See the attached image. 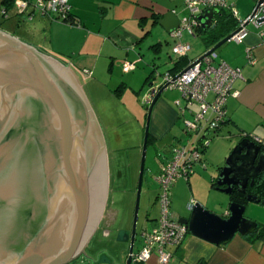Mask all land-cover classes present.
Here are the masks:
<instances>
[{"label": "water", "instance_id": "water-1", "mask_svg": "<svg viewBox=\"0 0 264 264\" xmlns=\"http://www.w3.org/2000/svg\"><path fill=\"white\" fill-rule=\"evenodd\" d=\"M262 1L258 0L252 15ZM217 13L218 9L207 8L198 16L204 30L214 26ZM257 21L264 22V8ZM156 23L171 34L181 18L168 11ZM236 31L197 60L216 51ZM165 89L167 84L155 93L146 113L125 264L132 263L150 116ZM259 141L252 136L240 138L218 169L216 190L227 195L236 191L245 194L246 202H259L256 195L247 193L264 174ZM96 188L100 193L91 216V190L95 193ZM107 193L104 137L76 77L58 60L0 27V264H69L94 233ZM245 208L243 203L229 201L222 216L196 202L178 221L193 236L225 245L236 234L257 232L259 224L244 215ZM156 224L151 223L152 228Z\"/></svg>", "mask_w": 264, "mask_h": 264}, {"label": "crops", "instance_id": "crops-1", "mask_svg": "<svg viewBox=\"0 0 264 264\" xmlns=\"http://www.w3.org/2000/svg\"><path fill=\"white\" fill-rule=\"evenodd\" d=\"M3 1L0 0V8L4 4ZM228 1L239 15L244 16L241 19L248 17L256 4V0ZM69 2L75 22L80 24L79 27L36 15L29 26L23 27L16 22L9 24L6 28L3 25L12 16L6 19L1 14L0 27L67 66L83 90L85 88L80 79L88 78L86 80L88 90L85 89V91L95 99L99 111H102L101 99L97 93L103 92L106 97L117 98L126 87H132L130 85L132 81L129 79L126 82L121 79L116 89L111 90L107 84L101 83L97 76H90L92 79L82 76L81 70L89 68L95 75L101 63H108L113 68L115 61L121 59L122 62L128 60L135 63L136 67L130 71L133 72L146 59V66L150 70L143 84H148L155 78L153 75L159 65L156 61L162 50V43H167V36H171L156 23V20L168 11L175 12L180 18L188 15L183 0H69ZM158 26L166 35L153 33V29ZM246 28L248 33L242 42L230 39L216 50L219 60L232 67H239L242 74V77L234 82V91L238 93L227 98V122L224 124L236 128L240 138L248 134L264 144V31L262 27H256L251 23ZM42 31L46 32L44 38L41 36ZM195 37L200 38L199 35ZM192 38L193 36L187 34L186 37L182 35L181 40L192 46L190 42ZM145 43L146 46H144ZM173 45L174 43L171 48ZM203 46V51L196 54L193 53L192 47L191 51L183 57L174 55L170 48L162 62L164 72H171L176 68L180 71L190 60L198 58L211 47L204 43ZM248 48L252 51L254 63H249L247 60L246 49ZM180 58H186V60L182 62ZM147 76H149L148 79ZM177 99L171 102L166 95L162 94L155 102L150 116L148 145H152L161 158V166L170 157L171 148L175 146L176 139L179 140L177 136L172 135L169 145L164 141L167 136H170L176 123L178 121L182 123L175 104ZM183 181L186 180L183 179ZM186 182L189 183L188 180ZM210 187L215 189L211 185ZM157 194L158 191L155 193L156 202H158ZM258 203L262 205V208L250 206V202L245 204L247 209H251L249 217L255 220L260 218L258 213L264 212V205ZM215 206L207 205V208L222 216L226 214L227 207H224L223 211H216ZM254 210L257 212L255 215L252 213ZM173 213L179 217L178 212L173 211ZM145 220L149 227L144 229L150 230L151 223H154L157 217L146 214ZM258 232L259 230L247 235L250 238L236 234L225 245L214 244L188 233L180 245L166 247L171 254L167 264H264V232L261 237H258ZM145 264L162 263L158 261L155 254H152Z\"/></svg>", "mask_w": 264, "mask_h": 264}, {"label": "rangeland", "instance_id": "rangeland-1", "mask_svg": "<svg viewBox=\"0 0 264 264\" xmlns=\"http://www.w3.org/2000/svg\"><path fill=\"white\" fill-rule=\"evenodd\" d=\"M7 12L8 17L6 19L10 16L12 17L3 25L6 28H8L9 24L16 22L26 27L33 20L19 16L14 6L8 9ZM239 17L242 18L244 16L240 14ZM153 33L166 35L159 26L153 29ZM187 34L186 31L183 32L185 37ZM41 36L44 38L46 32L42 31ZM166 39L168 42L162 43V50L156 61L159 65L154 70L153 75L154 79L158 81L161 79V74L165 71L162 62L166 58V52L170 50L172 43L176 42L171 36H167ZM190 42L192 43L194 54L203 51L204 46L200 38L193 36ZM144 46H146V43ZM144 55L146 57V54ZM122 64V60L117 59L115 64H113V68L108 63H101L95 75H93V70H91V77L97 76L99 81L107 84L111 90L116 89L121 79L126 82L129 79L132 81V84H130L132 87H126L117 98L111 99V97L104 96L103 92L97 93V96L101 99L100 108L102 111H99L95 99L88 92V94L86 93L88 90L86 88V80L88 78L80 79L86 89V91L85 89L83 91L96 116L105 141L108 166V193L106 200L108 224L103 229L99 228L92 234L81 254L69 264H125L128 254L136 187L140 172L141 147L148 110V107L143 104L147 89V84H143V80L150 69L146 66V59L133 72H130L131 70L124 71ZM91 77L89 78L92 79ZM162 94L166 95L171 102L175 98L179 99L181 97V92L178 88H167ZM194 108L196 107L194 106ZM210 134V141L202 154L203 159L193 164L189 178L186 179L179 176L176 180L177 182L171 187L169 197L170 210L178 212L179 216H187L190 208L196 202L205 208H207V205L215 206L216 204V211H223L224 207L229 204V195L220 190L211 189L210 185L212 180L215 181L218 175V167L224 164L226 157L238 143L240 137L236 128L226 124H223ZM169 135L164 139L168 145L172 140V135L179 138V140L176 139L175 146H181L185 143L187 136L183 131L181 121L176 123ZM144 168L137 212L134 251L142 248L143 243L140 238V232L142 229L149 227L145 223L146 214L155 215L157 219L160 214L159 203L155 201V193L159 192V185L154 176L160 171L161 158L157 155L152 145L147 146ZM157 170L159 171L157 172ZM183 179L188 180L189 183L183 181ZM250 206H260L258 208H262L259 203L250 202ZM250 210L247 209L246 205L244 215L262 225L264 223V212L258 213L260 218L255 220L249 217ZM252 213L254 215L257 214L255 210Z\"/></svg>", "mask_w": 264, "mask_h": 264}, {"label": "built area", "instance_id": "built-area-1", "mask_svg": "<svg viewBox=\"0 0 264 264\" xmlns=\"http://www.w3.org/2000/svg\"><path fill=\"white\" fill-rule=\"evenodd\" d=\"M257 2L258 0H256ZM183 3L189 13L181 18L179 27L170 34L176 40L171 50L177 57L186 56L191 51V44L182 41L181 37L184 31L196 36V30L201 26L198 16L207 8L229 9L237 18L238 27L235 29L236 33L231 37L232 40L243 41L248 33L247 21L256 27H262L264 31V22L257 21L260 11L264 8V0L256 13L253 15L251 13L243 19L238 17L237 10L228 0H183ZM13 6L19 16L28 20H32L38 15L52 21L80 26L79 23L72 21L69 0H12ZM7 11L3 7L0 8L3 18L8 17ZM218 57L217 51H213L199 60H197L198 58L190 60L180 71L164 72L159 81L152 79L147 84L143 100V104L147 107L161 86L167 84V88L180 90L181 97L175 101V104L178 107L183 131L187 138L183 145L171 148L170 157L165 160L160 171L154 176L159 185L157 201L160 214L155 227L150 230L143 229L140 232L143 245L138 251H133L132 261L146 262L152 254H155L160 263L167 264L171 259V254L166 250V247L180 245L189 233L187 227L182 225L178 221V217L170 210L171 187L179 176L189 178L193 164L201 161L202 154L211 138L210 133L220 128L227 119V98L238 93L234 91V82L242 77L239 67H232L219 60ZM246 57L249 63H254V57L249 48L246 49ZM122 63L124 71H130L136 67L134 62L128 60H124ZM81 74L84 77H90L92 71L89 68H84L81 70Z\"/></svg>", "mask_w": 264, "mask_h": 264}, {"label": "trees", "instance_id": "trees-1", "mask_svg": "<svg viewBox=\"0 0 264 264\" xmlns=\"http://www.w3.org/2000/svg\"><path fill=\"white\" fill-rule=\"evenodd\" d=\"M3 3L4 4L2 7L5 8L6 10H8L12 7V0H4ZM71 15L73 17L72 21H75L74 20L75 16L73 15L72 12H71ZM154 19H156V18H154ZM76 23H78V22H76ZM237 25H238V20L236 17L233 16L232 12L229 9L220 8V9H218V13L214 17V26L211 28H207L205 30L200 26L196 30V35H199L200 39L202 40V42L206 46H213L219 40H221L222 38H224L225 36L230 34L232 31H234L236 29ZM180 59H181V61L186 60V58L185 59L180 58ZM173 70L172 71L175 73L179 69L177 70V68H176ZM148 78H149V76H147V79ZM145 107H147V106L145 105ZM226 122H227V119L225 120L224 123H226ZM244 136L249 137L248 134H245L242 137H244ZM148 142H150L149 137H148ZM258 144L260 145L261 150L264 151V144L261 142ZM219 168H220V166L218 167V169ZM211 186L214 188V186H215L214 180H212ZM247 193H251V194L256 195L260 199L259 202L264 205V174L259 176L257 178V180L255 181V184L252 187H249L247 189ZM229 200L230 201H237V202H240L243 204L247 203L245 200V194H241V193H238L236 191H234L231 195H229ZM258 230H259L258 237H261L263 235V232H264V225H259ZM247 237L250 238L249 236H247ZM131 264H145V262L132 261Z\"/></svg>", "mask_w": 264, "mask_h": 264}, {"label": "bare ground", "instance_id": "bare-ground-1", "mask_svg": "<svg viewBox=\"0 0 264 264\" xmlns=\"http://www.w3.org/2000/svg\"><path fill=\"white\" fill-rule=\"evenodd\" d=\"M95 185H96V181L94 182V188H95ZM98 187H99V185H98ZM94 190H95V189H94ZM91 191H92V193H93V196H92L91 203H90V210H89V213H90V215L92 216V214H93V210L95 209V203H96V201H97V197H98V195H99V193H100V188H99V190H97V188H96L95 193H94L93 189H92ZM91 216H90V217H91Z\"/></svg>", "mask_w": 264, "mask_h": 264}, {"label": "flooded vegetation", "instance_id": "flooded-vegetation-1", "mask_svg": "<svg viewBox=\"0 0 264 264\" xmlns=\"http://www.w3.org/2000/svg\"><path fill=\"white\" fill-rule=\"evenodd\" d=\"M107 224H108V220H107V217H106V204H105L102 218H100L99 223H98V225H97V227H96L94 232H96V230L99 229V228L103 229Z\"/></svg>", "mask_w": 264, "mask_h": 264}]
</instances>
